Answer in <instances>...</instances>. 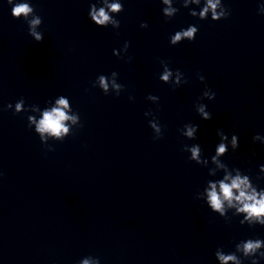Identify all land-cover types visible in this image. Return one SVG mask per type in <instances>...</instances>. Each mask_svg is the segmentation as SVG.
<instances>
[{
	"label": "clouds",
	"instance_id": "clouds-1",
	"mask_svg": "<svg viewBox=\"0 0 264 264\" xmlns=\"http://www.w3.org/2000/svg\"><path fill=\"white\" fill-rule=\"evenodd\" d=\"M164 5L162 8V14L164 17L171 19L174 17L180 9L174 7V0H160ZM185 9H189V15L197 17L199 20H207L209 16L211 20L216 22L222 19H227L230 16V10L225 7L222 0H176ZM9 5H13L11 8V15L15 19L23 18L29 29V35L37 42H43L44 34L41 31H37V27L42 24V18L36 14V10L30 2H16V0H7ZM100 5L99 7L97 5ZM103 5V6H101ZM190 5L201 6L197 11L195 8H191ZM124 11L122 0H97L96 3L90 5L88 17L92 23L99 28H106L111 25L114 29L120 27V21L115 18L116 15ZM261 13H264V5L259 8ZM141 28H147V22H142ZM199 28L190 24L186 29H180L170 36V44L175 46L185 40L194 41ZM129 47V42H125L123 51L126 53ZM113 55L120 56V51L114 49ZM129 59H131L129 57ZM163 71L159 76L162 83L170 84L175 89L182 83H187L184 79V74L176 69L173 71L165 61H161ZM118 73L113 71L110 76L99 75L96 81L93 82V87H99L105 95L110 92L119 96L124 90V85L117 82ZM199 80L203 83L205 77L199 75ZM113 91H110L109 89ZM215 92H213L207 86L202 92L201 97L198 99L213 100L215 99ZM131 99V97H130ZM147 100L153 103H158L159 97L149 94L146 97ZM56 106L50 110L45 109L42 114V118L38 121L34 115L27 117L29 128H34L36 134H39L40 141L44 144L49 151L54 149L46 144V135L55 137L59 141H63L67 136L72 135L69 132V127L65 123L71 120L73 124L80 122V116L78 113L69 116L66 111L69 109V99L63 95L56 99ZM31 106V105H29ZM38 106V105H37ZM7 109H12L13 105L9 103L6 106ZM21 112H29V107L25 106L23 98L18 100L14 106V114ZM196 112L202 120L207 121L212 119V114L207 111V105L198 102L196 104ZM145 116H152L149 120V127L153 130L154 140H159L163 137L162 127L158 118L154 113L149 110L145 113ZM80 127H82L80 123ZM199 130L198 125L191 123L185 124L182 129L178 131L180 134L188 140H195L197 138V132ZM217 136L219 137V143L215 147V154L210 158L204 155V150L199 143L192 145L184 144L182 151L190 153L188 159L191 162H195L197 165L208 168V175L216 177L218 173H223L222 178L208 180L206 186L202 192H199L196 196L197 199L204 200L211 212L218 214L220 217L230 219L228 212L232 211L233 216H242L239 222L241 225L247 224L252 227L255 225L264 226V188H260L257 184L253 183L252 178L245 174L240 168H229L228 164L222 160V157L226 156L229 152V146L232 151H236L239 148V137L236 134H232L229 139V135L222 129H217ZM252 141L260 142L264 144V136L259 134L252 137ZM211 165V166H210ZM260 172L264 173V165L260 166ZM206 194V197L205 195ZM264 240L259 238H248L241 240L235 245V251L225 253L223 248H217L215 251V258L218 264H243V259H249L251 264H258V259H264ZM239 253L240 255H237ZM79 264H100L99 257L87 256L79 261Z\"/></svg>",
	"mask_w": 264,
	"mask_h": 264
}]
</instances>
